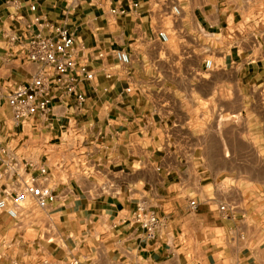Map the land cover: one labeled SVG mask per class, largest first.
Here are the masks:
<instances>
[{
	"label": "crops",
	"instance_id": "1",
	"mask_svg": "<svg viewBox=\"0 0 264 264\" xmlns=\"http://www.w3.org/2000/svg\"><path fill=\"white\" fill-rule=\"evenodd\" d=\"M44 21L95 78L82 108L17 124L6 94L39 73L20 49ZM0 140V194L42 167L55 194L0 229V264H264V0H0Z\"/></svg>",
	"mask_w": 264,
	"mask_h": 264
},
{
	"label": "built area",
	"instance_id": "2",
	"mask_svg": "<svg viewBox=\"0 0 264 264\" xmlns=\"http://www.w3.org/2000/svg\"><path fill=\"white\" fill-rule=\"evenodd\" d=\"M29 8L34 11L36 3L33 2ZM120 10L122 13L126 12V9ZM174 12L179 15V7L175 6ZM43 25L48 30V34L43 35L38 32L30 35L20 49L23 54L22 60L36 63L39 66V73L26 83L14 85L6 94L7 104L17 124H23L32 116L48 115L55 100L67 101V98L73 97L75 107L82 108L86 95L78 85L82 81H91L95 78L94 70L87 59L77 54L74 47V33L65 24L44 21ZM158 35L163 41L168 40L165 31H159ZM16 39L17 36L12 37L13 41ZM116 57L122 63L130 62L128 53L123 50L116 51ZM205 65L209 68L212 61L206 60ZM6 151L0 140V182L9 168L5 157ZM2 167L4 170L1 169ZM46 174L47 168L42 167L40 168L42 176L39 179L35 176L23 178L20 175L17 190L6 189L0 194V213H6L10 218L18 220L24 203L29 199H33L39 208L48 207L55 200V194L46 185ZM138 210L143 212V207L139 206ZM139 219L150 231L160 223L153 211L141 213ZM73 264H78V260H74Z\"/></svg>",
	"mask_w": 264,
	"mask_h": 264
},
{
	"label": "rangeland",
	"instance_id": "3",
	"mask_svg": "<svg viewBox=\"0 0 264 264\" xmlns=\"http://www.w3.org/2000/svg\"><path fill=\"white\" fill-rule=\"evenodd\" d=\"M59 142H60L59 139H53L51 141H48V143H46L47 147L49 149L47 153H48L51 164L60 165L62 162V160L60 158L59 151L63 147V145H60ZM42 152L45 153L44 151H42ZM73 157L75 158L74 162L76 163L78 161L76 155L74 154ZM45 159L46 158L44 156V160ZM25 206H26V208L23 209L24 214H27L28 210L31 209L32 207L39 208L36 206L34 201L31 199L27 200V202L24 203V207ZM39 209H41V208H39ZM0 216H3L2 219H0V229H8V228L13 229V227L15 229L16 227H19V226L23 225L24 223L27 224V222H25L26 219H23V221L20 224L12 226V223L15 222L14 219L10 218L5 213H0ZM24 226L29 227V224L24 225Z\"/></svg>",
	"mask_w": 264,
	"mask_h": 264
}]
</instances>
